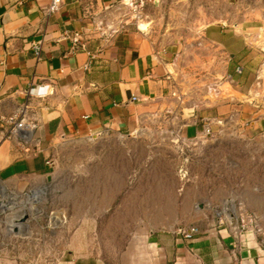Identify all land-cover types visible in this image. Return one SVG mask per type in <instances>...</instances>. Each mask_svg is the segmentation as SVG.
Listing matches in <instances>:
<instances>
[{
  "label": "crops",
  "instance_id": "obj_1",
  "mask_svg": "<svg viewBox=\"0 0 264 264\" xmlns=\"http://www.w3.org/2000/svg\"><path fill=\"white\" fill-rule=\"evenodd\" d=\"M123 3L64 0L50 13V0H0V186L21 192L44 184L50 179L58 143L109 132L133 133L148 107L165 102L182 107L187 95L200 89L189 83L181 89L175 85L169 69L174 62L168 60L172 50L157 47L150 28L141 31L132 18H121ZM200 40L199 46L221 49L227 60L218 68L224 81L215 83L225 95L221 99L217 93L204 101L209 108L216 106L214 115H195L182 126L181 137L194 141L216 136L220 131L214 135L209 129L205 134L204 128L227 110L231 118H239L241 137L264 135V101L259 103L260 92L252 90L254 83L264 86V68L255 81L249 73L253 69L233 63L246 52L241 62L256 57L249 40L222 24L207 28ZM37 45L38 56L33 50ZM36 86L46 96L28 97L27 91ZM234 104L241 110L233 112ZM22 112V123L30 127L26 143L13 137L6 123L13 115L20 119ZM198 118L205 121L202 126H197ZM230 204L252 216L254 228L239 232L235 219L220 223ZM190 227L198 233L188 240L181 232ZM263 239L264 185L219 182L211 191L186 189L170 224L143 237L142 256L145 264H264ZM85 246L78 228L64 251H58L56 237L47 254L31 253L24 261L0 251V264H105Z\"/></svg>",
  "mask_w": 264,
  "mask_h": 264
},
{
  "label": "rangeland",
  "instance_id": "obj_2",
  "mask_svg": "<svg viewBox=\"0 0 264 264\" xmlns=\"http://www.w3.org/2000/svg\"><path fill=\"white\" fill-rule=\"evenodd\" d=\"M120 15L147 23L157 47L172 50L168 60L174 66L169 69L179 89L183 83L200 89L187 95L182 107L170 102L148 107L133 133L109 132L58 143L44 184L21 192L0 186L3 254L8 251L21 261L31 253L44 255L56 237L58 251H64L71 234L81 228L89 255L105 264H145L143 237L170 224L186 189L211 191L219 182L264 185V135L241 137L237 130L242 124L228 110L220 120L207 122L214 135L220 131L216 136L186 141L180 135L195 115H214L216 106L209 108L204 101L217 93L224 99L215 83L224 81L218 68L227 60L221 49L198 45L207 28L222 24L249 40L256 57L241 62L246 52L233 63L253 69L248 71L257 80L264 68V0H147L136 11L123 3ZM252 90L260 92L263 104V84L254 83ZM232 106L233 112L241 110L238 104ZM184 109H193L194 116H185ZM197 120V126L205 122ZM13 228L17 234L9 232Z\"/></svg>",
  "mask_w": 264,
  "mask_h": 264
},
{
  "label": "built area",
  "instance_id": "obj_3",
  "mask_svg": "<svg viewBox=\"0 0 264 264\" xmlns=\"http://www.w3.org/2000/svg\"><path fill=\"white\" fill-rule=\"evenodd\" d=\"M63 1L64 0H50V5L48 8L49 12L50 13L57 12ZM124 1L126 5H128L132 10L136 11L137 9L142 8L147 0H124ZM33 50H34V53L38 56L40 52V47L37 45L34 47ZM236 73H240V69H237ZM27 96L40 98V97L46 96V94L42 93V90L40 89V87L36 86V87L30 88L27 91ZM136 100L137 99L135 97H132V101H136ZM21 114H22V117L20 119H18L16 115L8 117L6 119V123L12 126V136L26 143L29 139V134H28L29 129L28 128L30 127H27V125H24L22 123L24 112H22ZM209 132H210L209 129L206 128L205 134H208ZM226 212H230L232 214L238 226L237 230L239 232H246L254 228L255 220L253 219V217L247 213H239L236 205H233V204L228 205L226 208ZM220 223H226V224L228 223V219L226 218V216H223L220 218ZM197 233H198V228L196 227H190L189 229L181 232L182 236L188 240L192 239ZM263 242H264V239H263Z\"/></svg>",
  "mask_w": 264,
  "mask_h": 264
},
{
  "label": "water",
  "instance_id": "obj_4",
  "mask_svg": "<svg viewBox=\"0 0 264 264\" xmlns=\"http://www.w3.org/2000/svg\"><path fill=\"white\" fill-rule=\"evenodd\" d=\"M188 112H189V113H188ZM183 114H184L185 116L189 115V116H187L188 118H189V117H192V116H194V110H193V109H184ZM226 218L228 219V222H229L230 224L234 223V218H233V216H232V214H231L230 212H227V213H226ZM26 220H27V217L24 216V217L22 218V221L25 222ZM12 233L17 234V233H18L17 228H13Z\"/></svg>",
  "mask_w": 264,
  "mask_h": 264
},
{
  "label": "bare ground",
  "instance_id": "obj_5",
  "mask_svg": "<svg viewBox=\"0 0 264 264\" xmlns=\"http://www.w3.org/2000/svg\"><path fill=\"white\" fill-rule=\"evenodd\" d=\"M124 3H125V1H124ZM126 4V3H125ZM138 28H139V30H141V31H147L148 30V24L147 23H145V22H139L138 23ZM189 113V112H188ZM187 116H189V115H187ZM23 231H25L26 230V227L25 226H23L22 228H21ZM12 232L13 231V229H9V232ZM23 233V232H22Z\"/></svg>",
  "mask_w": 264,
  "mask_h": 264
}]
</instances>
